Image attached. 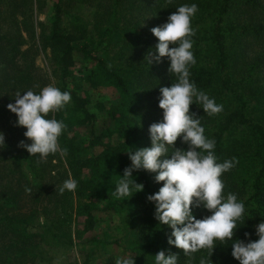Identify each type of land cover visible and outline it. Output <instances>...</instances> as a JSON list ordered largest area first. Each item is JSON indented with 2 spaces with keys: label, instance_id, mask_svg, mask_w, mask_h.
Returning <instances> with one entry per match:
<instances>
[{
  "label": "trees",
  "instance_id": "16d2710c",
  "mask_svg": "<svg viewBox=\"0 0 264 264\" xmlns=\"http://www.w3.org/2000/svg\"><path fill=\"white\" fill-rule=\"evenodd\" d=\"M178 1L179 5L198 6L192 18L199 20L200 25L191 21L195 30L191 39L196 63L189 66V79L198 90L222 105L223 110L208 115L201 105L193 102L190 111L199 116L205 136L215 141L217 162L232 158L237 161L221 179L225 195L234 193L244 204L243 218L238 221V225H242L235 230L239 233L254 222L264 220V128L252 118L248 97L228 76L229 37L259 39L264 36V27L234 24L246 9H255L253 0ZM32 2L34 0H0V132L5 138V146L0 145V264H32L41 257V237L37 236L46 232L49 239L64 240L72 216L74 220L79 217L72 222L74 236L96 229L100 225L97 210H109L116 216L122 233L121 237L109 240L93 233L84 242L88 247L105 245L107 241L119 244L121 241L120 247L133 254L155 259L158 251L163 250L166 255L171 253L167 242L171 228L158 224L153 215L155 206L146 199L147 195L158 191L162 183L152 181L151 173L145 170H134L133 178L144 185L143 191L124 200L112 195L124 168L131 164L127 151H134L138 141L137 120L133 114L137 97L128 78L133 73L112 65L107 58L109 46L115 39L111 25L114 18L108 16L115 14L118 0H106V7L111 11L104 13L107 24L95 37L78 26L64 25L65 10L72 0H52L48 29L42 33L43 47L48 48L55 58L54 75L59 81V89L71 94L69 106L50 113L48 118L66 125L58 142L67 150L64 159L69 174L65 180L74 179L76 189L61 194L62 184L46 181L45 178L50 176L46 173L47 166L55 154L42 160L39 154L29 155L26 149L18 146L21 140L25 143L31 141L24 137L26 129L16 125V115L6 105L14 103L16 92L21 95L29 89L39 92L42 86L35 74L33 54L22 48L24 39H31L34 34ZM170 4L174 10L178 7L172 0ZM259 60L253 59L252 65H257ZM162 61L169 62L166 58ZM76 62H83L88 67L84 73L88 88L92 91L112 88L120 101V109L104 110L98 101L91 108L87 98L67 87V79ZM167 75L170 86L176 82V77L169 72ZM75 127L85 129L87 137L74 135ZM77 142H83V145L79 146ZM175 147L186 149L187 145L178 138ZM93 148L97 149L93 151ZM81 149H89L92 153L81 155ZM172 150L170 147L169 152ZM42 192L45 194L41 195ZM45 197L53 203L51 210L43 201ZM55 207L60 210L56 211ZM193 214L202 218L210 213L201 206L194 207ZM39 215L43 218L41 230L34 224ZM231 243L217 241L208 264H239L231 255ZM202 257H208L207 249L185 255V264H199ZM134 264L155 262L134 258Z\"/></svg>",
  "mask_w": 264,
  "mask_h": 264
},
{
  "label": "clouds",
  "instance_id": "9594fccd",
  "mask_svg": "<svg viewBox=\"0 0 264 264\" xmlns=\"http://www.w3.org/2000/svg\"><path fill=\"white\" fill-rule=\"evenodd\" d=\"M197 11L196 4L180 5L165 23L150 29L157 43L155 54H148V63H159L162 57H167L170 61L168 71L176 77V82L160 87L158 106L163 110V118L149 125L150 146L127 151L131 164L124 168L112 195L124 200L143 191L144 185L133 178L134 170L155 173L154 180L163 182L162 186L146 199L155 206L153 215L158 224L171 228L168 244L182 250L186 256L207 249L208 257H202L199 264H208L217 241L220 244L232 241L231 255L239 264H264V220L255 225L258 239H234L235 230L242 225H238V221L242 220L245 207L236 194L225 195L221 177L237 161L232 158L217 162L215 141L205 136L199 116L190 111L193 102L201 105L208 115L223 110L222 105L198 90L189 79V66L196 63L191 39L195 30L191 20ZM70 102V92L61 91L53 84L40 88L39 92L31 89L23 95L16 92L14 103L6 107L16 115V125L26 129L23 135L31 141L21 140L18 146L26 149L29 155L39 154L42 160L49 154H66L67 150L58 142L66 125L48 117ZM178 138L187 145L186 149L175 147ZM0 145L5 146L2 132ZM76 187L77 182L69 178L59 191L63 194ZM201 206L210 214L196 218L193 208ZM248 236L249 233H245V237ZM177 260L176 253L166 255L161 250L155 254V264H177ZM115 264H134V258H117Z\"/></svg>",
  "mask_w": 264,
  "mask_h": 264
},
{
  "label": "rangeland",
  "instance_id": "374dc122",
  "mask_svg": "<svg viewBox=\"0 0 264 264\" xmlns=\"http://www.w3.org/2000/svg\"><path fill=\"white\" fill-rule=\"evenodd\" d=\"M51 2L52 0H34L32 2L31 15L34 34L31 39L25 38L22 44V48H27L33 54L35 74L42 82L41 88L48 84L59 88V81L54 75V55L42 45V33L48 29ZM172 2L179 3L178 0L177 2L172 0ZM253 2L256 5L255 9H246L245 14H241L235 21L236 26L238 23L252 27H257V25L264 27V0H253ZM106 4V0H72L70 6L65 10L63 23L67 27L78 26L87 34L92 33L95 37L100 28L107 24L104 13L111 10L106 7ZM178 6L180 5L178 4ZM175 11L171 8L170 0H118L115 14L112 17L108 16L109 19L114 18L111 25L115 39L109 46L107 58L112 65L120 66L129 73H133V76H128V78L131 81V90L137 97L133 114L137 120L138 141L134 150L151 145L149 125L163 118V110L158 106L159 89L169 86L170 80L166 67L170 61L166 64L162 61V59H168L167 57H162L159 63H148V54L150 52L155 54L154 46L157 43V38L150 29L165 23L168 16ZM191 21L200 25L199 20H196L195 17ZM21 34L25 37L23 31ZM229 40L230 68L228 76L235 83L234 85L248 97L252 118L264 128V36L255 40L250 36H233V38L229 37ZM253 59H260L257 61V65H252ZM87 68L83 62H76L67 79V87L87 98L91 108L94 107L93 103L98 101L104 110L120 109V101L112 88H101L98 91L88 88L84 81V73ZM66 106H69V103ZM74 135L87 137L86 130L80 127H75ZM77 144L82 146L83 142H77ZM91 150L81 149L79 153L88 155V153H92ZM53 157L46 171L50 176L45 179L50 181V184L60 183L63 185L65 177L69 174L64 155L58 152ZM151 175L152 181L156 182L154 180L155 173H151ZM44 194L45 192H42L41 195ZM43 201L47 202V207L50 210L53 208V203L46 200V197ZM55 210L59 211L60 208L55 207ZM95 213L99 217L100 225L92 231L74 236L72 222H75L79 217L74 220V216H72V222L65 229L64 240L49 239L46 232H43L45 235L37 236L39 239L41 237L39 243L41 257L35 259L32 264H84V261L86 264H115L117 258L129 256L142 262L146 260L155 262L153 257L133 254L124 250L120 247L121 241L119 244L107 241L105 245L88 247L84 242L93 233L108 240L121 237L122 233L117 217L112 215L109 210H97ZM258 223L254 222L244 231L235 232L234 239L245 241L258 239L255 235V225ZM34 224L36 229L41 230L42 215L34 219ZM245 233H249V236L245 237ZM170 250L171 253H176L177 264H185V255L183 257L180 249L170 245Z\"/></svg>",
  "mask_w": 264,
  "mask_h": 264
}]
</instances>
